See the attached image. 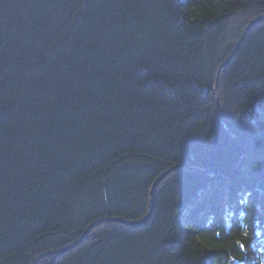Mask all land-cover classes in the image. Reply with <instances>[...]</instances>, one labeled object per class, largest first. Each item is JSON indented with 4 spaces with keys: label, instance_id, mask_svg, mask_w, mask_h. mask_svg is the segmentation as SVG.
Segmentation results:
<instances>
[{
    "label": "trees",
    "instance_id": "16d2710c",
    "mask_svg": "<svg viewBox=\"0 0 264 264\" xmlns=\"http://www.w3.org/2000/svg\"><path fill=\"white\" fill-rule=\"evenodd\" d=\"M0 264H264V0H0Z\"/></svg>",
    "mask_w": 264,
    "mask_h": 264
},
{
    "label": "snow or ice",
    "instance_id": "6c2138e0",
    "mask_svg": "<svg viewBox=\"0 0 264 264\" xmlns=\"http://www.w3.org/2000/svg\"><path fill=\"white\" fill-rule=\"evenodd\" d=\"M239 247H240L241 249H243V248H244V244L241 243V244L239 245Z\"/></svg>",
    "mask_w": 264,
    "mask_h": 264
}]
</instances>
